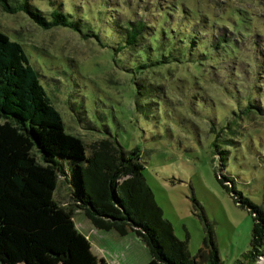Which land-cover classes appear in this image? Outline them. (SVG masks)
Instances as JSON below:
<instances>
[{"label":"rangeland","instance_id":"1","mask_svg":"<svg viewBox=\"0 0 264 264\" xmlns=\"http://www.w3.org/2000/svg\"><path fill=\"white\" fill-rule=\"evenodd\" d=\"M7 1H25L46 16L59 7L82 31L99 35L96 42L63 27L42 29L22 11L0 7V32L22 46L64 131L81 139L85 155L104 138L136 149L162 217L186 240L189 254L201 247L206 221L221 264H247L242 254L249 249L250 213L215 175L230 177L242 196L261 202L264 0ZM140 6L148 8L146 21L156 20L155 45L167 61L137 70L127 51L116 50L112 29L141 14ZM214 38L220 49L211 46ZM68 178L57 179L54 198L61 203L70 200ZM72 216L102 259L147 262L134 233L96 229L80 210ZM252 264H264V252Z\"/></svg>","mask_w":264,"mask_h":264},{"label":"trees","instance_id":"2","mask_svg":"<svg viewBox=\"0 0 264 264\" xmlns=\"http://www.w3.org/2000/svg\"><path fill=\"white\" fill-rule=\"evenodd\" d=\"M0 7L8 13L22 11L42 29L63 27L100 42L99 35L82 31L59 7L48 16L25 1L0 0ZM139 8L141 14L135 12L127 25L112 29L119 37L116 50L127 51L137 70L167 61L155 45L156 20L146 21L148 8ZM214 40L213 48L219 45ZM142 170L137 150H125L114 140L94 142L85 155L81 139L64 131L22 46L0 32V264H107L92 254L89 241L76 229L75 210L96 229L134 233L146 247V264H221L206 221L201 247L189 254L186 240L177 239L162 217ZM64 174L70 177L67 203L54 198L58 176ZM215 178L250 213L249 249L242 257L252 264L264 252V191L255 204L234 189L230 177ZM193 205L199 207L195 199Z\"/></svg>","mask_w":264,"mask_h":264},{"label":"crops","instance_id":"3","mask_svg":"<svg viewBox=\"0 0 264 264\" xmlns=\"http://www.w3.org/2000/svg\"><path fill=\"white\" fill-rule=\"evenodd\" d=\"M76 211V210H75ZM77 213V212H76ZM72 219H73V216H72ZM73 222H74V220H73ZM88 230H90V228L88 229ZM82 234V233H81ZM85 236V238L87 239V240H89V238H87L86 237V235H84ZM146 248V247H145ZM90 251L92 252V254L95 256V257H97V258H102L97 252H95L94 253V251H92V249H91V247H90ZM105 260V259H104ZM105 262L107 263V264H120V263H118V262H116V261H114V260H105ZM146 264V263H145Z\"/></svg>","mask_w":264,"mask_h":264}]
</instances>
